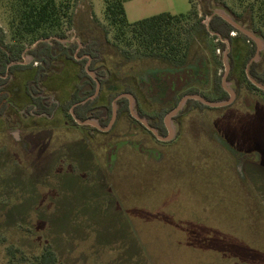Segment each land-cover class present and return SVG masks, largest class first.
I'll use <instances>...</instances> for the list:
<instances>
[{"label": "rangeland", "instance_id": "rangeland-1", "mask_svg": "<svg viewBox=\"0 0 264 264\" xmlns=\"http://www.w3.org/2000/svg\"><path fill=\"white\" fill-rule=\"evenodd\" d=\"M25 2L30 0H0V29L6 32L0 45L11 42V17H22ZM55 2L71 20L61 17L47 32H64L73 45L100 40L98 73L119 90L130 88L137 98L134 110H142L147 122L170 110L145 93L140 80L172 64L140 55L125 59L105 0ZM123 6L128 23L162 13L186 15L193 6L198 18L218 9L251 31L252 17L260 26L256 0H123ZM188 27V64L205 55L210 80H222L224 54L233 43L222 48L191 30L192 23ZM234 43L249 49L241 35ZM261 56L254 65L264 73V50ZM245 63L246 54L227 59L235 101L211 109L187 102L172 121L175 138L166 143L128 113L104 133L73 125L65 115H59L61 123L26 113L11 118L1 109L6 124L0 130V264H31L49 246L59 264H264V94L248 87ZM200 92L217 96L212 82ZM116 94L96 107L112 105ZM107 119L105 112L99 121ZM30 125L35 132L48 129L36 135Z\"/></svg>", "mask_w": 264, "mask_h": 264}, {"label": "trees", "instance_id": "trees-1", "mask_svg": "<svg viewBox=\"0 0 264 264\" xmlns=\"http://www.w3.org/2000/svg\"><path fill=\"white\" fill-rule=\"evenodd\" d=\"M190 2L192 5V0H190ZM256 2L259 3L257 15L260 26L256 25L255 19L252 17V30L264 39V0H256ZM25 4L22 6V17H11V28H13L11 42L0 45V87L5 85L8 81V78H1L6 74L7 66L12 62L21 60L22 53L27 48V44L32 45L39 40H47L56 37L58 40H54L53 45L45 41L37 44L31 50V54L35 56L38 61H43L45 64L44 67L39 69L33 82L28 85V91L37 92L39 83L45 79L46 69H48L59 57L65 56L75 61L77 45L65 47L60 41L66 39L64 32L54 36L52 32H47L46 30L47 25L53 27V25L59 23L61 17H68L67 12L64 11L63 4L57 5L55 0H30V3L25 2ZM105 5L107 19L110 25L117 29L116 40L124 44V48L120 49L125 59L130 60L133 56L140 55L163 59L172 64L170 69L147 73L140 80L142 90L154 96L153 99L161 105L166 103L169 104L170 110L178 105L183 96L200 94V90L205 89L211 82L217 96L214 98L210 95H202L205 99L212 102H219L228 100L229 98L228 93L222 86L221 78L215 75L213 79L210 80L205 55H201L195 65L188 64L192 43L189 35V23H192L191 30H201L205 35L212 37L213 40H218L217 43L222 48H226V44L219 39L218 35H220L222 39L231 41L233 43L232 46L235 48L236 44L234 42L237 40V36L241 35L249 45V49L245 52V64L249 63L257 51V45L251 38L241 34L220 16H213L209 22V27H207L203 22L205 19L204 17L205 15H213V10H205V13L208 14L198 18L199 12L192 6L190 12L186 15L162 13L135 23H128L125 16L123 0H105ZM255 5L256 4L253 3L250 5L252 12L255 10ZM65 7L68 8L69 5L66 4ZM68 18L71 20L70 17ZM232 31L237 32L238 35L236 37H231L230 33ZM0 32L1 43L4 42L3 39L5 36L1 29ZM211 32L215 34L213 35ZM27 37L31 38L30 43L26 42V40H28ZM248 41L251 42L252 46ZM100 45V40L95 39L87 45L85 50L77 54L78 57L89 55L92 58V64L90 66V70L92 71L97 69L96 63L101 59ZM116 47L119 48V46ZM232 56L233 53L230 52L229 57ZM86 62V58L78 62L80 69L75 91L70 99L62 106V112L73 125L78 124L69 112L70 108L74 104L81 103L92 96L96 90L95 80L91 78L85 70ZM14 68H16V66L10 67L9 72ZM249 73L258 82L264 84V73L257 72L254 63L251 64ZM96 76L103 86L105 84V73L100 72L97 73ZM227 80L228 82L231 81V74H229ZM246 82L249 88L264 94L262 90L253 85L249 80H246ZM125 92L131 91L130 89H126ZM113 99H115V97H113ZM2 100L3 98L0 97V101ZM32 101L35 106L38 107L39 112L51 114L54 109L53 107L47 108L45 99L41 97L32 98ZM97 102L98 99H94L84 104L77 105L74 108L76 118L85 121L90 118H100L103 113L108 112V119L110 120L112 113L111 103L110 105L97 108ZM117 104L118 117L124 113L130 115L128 99L121 98L117 101ZM188 104L201 108H210L196 100H189ZM170 110L159 112L156 117L158 121L153 124V127L159 129L162 133L166 132L163 119ZM138 114L140 117L145 116L144 112L140 109L138 110ZM108 119L102 121L103 126L108 124ZM9 253L10 255H14L12 249H9ZM31 264H59V259L55 250L49 246L46 247L40 255L34 257V261Z\"/></svg>", "mask_w": 264, "mask_h": 264}, {"label": "crops", "instance_id": "crops-1", "mask_svg": "<svg viewBox=\"0 0 264 264\" xmlns=\"http://www.w3.org/2000/svg\"><path fill=\"white\" fill-rule=\"evenodd\" d=\"M3 32L6 33L5 31H3ZM35 44H33L31 48H34L36 46ZM31 48H29L27 50H30ZM236 48L233 46H230L229 53L232 52L234 55V52H235V55L237 56V60H239V58L241 56H245V52L247 50H246V47L243 48L238 43L236 44ZM101 57H102V53H101ZM75 59H76V55H75ZM261 59H262V56L257 61V63ZM10 66H16V68H14L11 71L8 82L4 85L3 90L6 93V98H7V102H8L7 109H8V111H10V115H11V116L10 115L9 116L11 118L13 116L16 118V117L21 116V110L24 109L26 106H28L30 103V97H29V94L27 93V86L37 76L38 68L30 67V66L28 67V66H25V64H22L19 62L11 63L9 65V67ZM126 67H128V66H126ZM124 68H125V66L122 65L121 66V74H123ZM118 70H117V72L115 71L116 75H118V73H120V72H118ZM78 71H79V65L76 62L66 58L65 56L59 57L50 66V69L48 70V72L46 74V79L43 83L46 91L49 94H52L53 96H55V98L57 99V101L60 104H63L64 102H66L67 100L70 99L73 92L75 91V87H76L77 82H78ZM113 74H114V72H112V75ZM119 88H121V87L117 86L113 82L112 79L111 80L107 79L106 84L104 85V87L101 90L100 98L98 99L99 104L101 103V105H102L103 103L101 102V99L105 98L107 95H110L113 92H116L117 93L116 96H117L119 94L124 93L126 91V89H130V88L124 87L123 89L119 90ZM59 115H63V114H62V112L57 111L52 119L59 118L58 120H60V122L63 123L62 117ZM33 119H35V118H33ZM39 119H43V121H46V120H44L46 118H39ZM5 121L6 120L4 118H2V116H0V130H2L3 129L2 127H4V125L6 124ZM55 121H57V120H55ZM49 123L50 122H48L45 125V127L49 126ZM32 128H33L32 125H30L29 131L31 133H35L36 135H42L43 131L48 129V128H45L44 130L41 129V130H38L37 132H35V129H32ZM67 131H70V130L67 129ZM80 137H81V134H80ZM81 139L82 138H80V140ZM83 140H85L88 143V139H85L83 137ZM87 148H89V147H87ZM109 158H112V157L109 156Z\"/></svg>", "mask_w": 264, "mask_h": 264}, {"label": "water", "instance_id": "water-1", "mask_svg": "<svg viewBox=\"0 0 264 264\" xmlns=\"http://www.w3.org/2000/svg\"><path fill=\"white\" fill-rule=\"evenodd\" d=\"M220 16L221 18H223L226 22H228L233 28H235L236 30H238L241 34L251 38L257 45V51L256 54L254 55V57L249 61L248 65H247V73L249 72V68L251 66L252 63L258 61L261 57V53L264 50V41L257 36L253 31H251L250 29L244 27L243 25H241L240 22L236 21L235 19H233L231 17V15H229L228 13L222 11V10H218V9H214L213 10V15L211 16H207V19L205 20V24L207 25V27H209V22L211 20V18L213 16ZM213 35L215 33L211 32ZM219 39L222 40L223 42L227 43L228 39H222L220 37V35H218ZM45 40H41L39 42H42ZM46 41H50V39H47ZM63 43H71L73 41L70 42V40L68 39H64V40H60ZM79 41V40H78ZM39 42H37L35 45H37ZM228 44V43H227ZM226 44V45H227ZM227 52H225L224 54V64H225V70H226V74L222 79V86L224 88V90L227 91V93L229 94V99L225 100V101H219V102H212L209 101L207 99H205L204 97L198 95V94H194V95H185L184 97H182V99L180 100L179 104L177 105L176 108H174L169 114L166 115L164 122L166 125V128L168 130V134L166 136H160L157 132V130L153 127H151L149 125V123L147 122V120H145L144 118H141L134 110V97L133 95L129 94V93H124L121 94L120 96H118L115 101L113 102V111H112V117L111 120L109 122V124L106 127H101L97 121H95L94 119H88L85 121H81L79 119L76 118L75 114H74V106L71 110V115L73 116V118L75 119V121L80 124V125H86V126H92V127H96L99 130L102 131H109L113 125L116 122L117 119V105H116V101L118 99L121 98H127L129 100L130 103V112L131 115L138 120L139 122H141L150 132H152L159 140L163 141V142H169L171 140H173L175 138V128L172 124V119L174 116H176L182 109L183 106L189 101V100H196V101H200L201 103H203L204 105L211 107V108H220V107H225L228 105H231L235 99H236V92L233 91L231 88H229V82L227 80L228 78V74L230 71V67L229 65H227V59L229 56V51H230V46H227ZM90 66V62L86 65V71L87 73L95 80L96 82V92L93 96H91L90 98H88L87 100L83 101L82 103H85L88 100H92L94 99L99 91H100V82L98 79H96L95 73L93 71H91L89 69ZM249 81L255 85L257 88H259L260 90H262L264 92V84L258 82L256 79H254L252 76L249 77Z\"/></svg>", "mask_w": 264, "mask_h": 264}, {"label": "flooded vegetation", "instance_id": "flooded-vegetation-1", "mask_svg": "<svg viewBox=\"0 0 264 264\" xmlns=\"http://www.w3.org/2000/svg\"><path fill=\"white\" fill-rule=\"evenodd\" d=\"M50 39V41H46V42H48L50 45H53V41L54 40H58L56 37H52V38H49ZM43 40V39H42ZM39 41H41V40H39ZM38 41V42H39ZM45 41H42V42H45ZM36 43V42H35ZM34 43V44H35ZM39 43H41V42H39ZM38 43V44H39ZM62 44L65 46V47H69V46H71V45H73V42L72 43H63L62 42ZM33 45V44H32ZM32 45L30 46V47H32ZM79 46V47H78ZM86 47H87V45H85V44H82V43H78V45H77V51L78 52H80V51H82V50H85L86 49ZM80 48H82L81 50H80ZM27 49H29V47L27 46V48L25 49V51L22 53V58H21V60H19V61H17V62H19V63H22V64H25V66H30V67H35V68H38V71H39V69L41 68V67H44L45 66V64H44V62L43 61H38L36 58H35V56H33L32 54H31V50L33 49V48H31L30 50H27ZM75 55H76V59H75V61L74 62H76L77 64H78V62L79 61H82L84 58H86L87 59V62H86V64H85V70H86V65L90 62V66H91V64H92V58L89 56V55H83V56H81L80 58H78V56H77V53H75ZM61 57H63V56H61ZM82 57H84V58H82ZM79 59V60H78ZM35 62H38V64L37 65H35ZM12 63H16V62H12ZM11 64V63H10ZM9 64V65H10ZM9 65L7 66V70H6V74L5 75H3L1 78H3V79H6V78H8L9 79V76H10V73L11 72H9V68L10 67H14V66H10L9 67ZM79 65V64H78ZM90 66H89V69H90ZM258 67V66H257ZM50 69V67L48 68V69H46V71H45V79H46V74H47V72H48V70ZM79 69H80V66H79ZM92 71V70H91ZM94 73H95V76H96V74L98 73V69H96L95 71H93ZM257 72H259L260 73V71H258L257 70ZM78 73H79V71H78ZM229 74H231L232 75V70H231V72L229 73ZM90 76V75H89ZM229 76V75H228ZM91 77V76H90ZM92 78V77H91ZM45 79L43 80V81H41L40 83H39V85H38V91L37 92H34V91H28V86H27V93L29 94V97H30V103H29V105L28 106H26L24 109H22L21 110V116H24L25 115V113H26V116L28 117V118H32V117H38V118H53V116L55 115V113L57 112V111H60V112H62V106L65 104V102L63 103V104H60L58 101H57V99L55 98V96H53L52 94H49L47 91H46V89H45V87H44V85H43V83H44V81H45ZM96 79H97V76H96ZM105 79V78H104ZM8 82V81H7ZM33 82V81H32ZM100 82V81H99ZM106 82H107V79H105V84H106ZM101 84V83H100ZM104 84V85H105ZM104 85L102 86H100V91H99V93H98V95L94 98V99H99L100 98V95H101V90H102V88L104 87ZM3 87H4V85L3 86H1L0 87V97H2L3 98V100L2 101H0V116H2V118H5L4 117V115L5 114H2L3 113V111L1 110V109H3V110H5V108L7 109V107H8V102H7V98H6V93L4 92V90H3ZM76 88V87H75ZM131 91V90H130ZM226 91V90H225ZM95 92H96V90H95ZM95 92H94V94H95ZM227 92V91H226ZM2 93V94H1ZM124 93H129V94H131V95H133V97H134V99H135V101L137 100V98H136V95L131 91V92H124ZM124 93H122V94H124ZM93 94V95H94ZM92 95V96H93ZM121 94H119V95H117V96H115V99L118 97V96H120ZM229 95V94H228ZM38 97H41V98H43V99H45V101H46V104H47V108H54L53 109V111H52V113L51 114H47V113H42V112H39L38 111V107L37 106H35V104L33 103V101H32V98H38ZM91 97V96H90ZM89 97V98H90ZM184 97V96H183ZM88 99V98H87ZM86 99V100H87ZM94 99H92V100H94ZM115 99L113 100V102L115 101ZM127 99V98H126ZM182 99V98H181ZM229 99V98H228ZM92 100H88V101H92ZM119 100V99H118ZM117 100V101H118ZM68 101V100H67ZM66 101V102H67ZM85 101V100H84ZM117 101H116V105H117V119H118V104H117ZM129 101V100H128ZM87 102V101H86ZM85 102V103H86ZM180 102V101H179ZM80 104H84V103H77V104H74L73 106H74V108L77 106V105H80ZM179 104V103H178ZM73 106L70 108V113H71V110H72V108H73ZM229 106V105H228ZM177 107V106H176ZM74 108H73V110H74ZM28 109H29V111H28ZM174 109V108H173ZM172 109V110H173ZM136 111H137V113H138V110H137V108L135 109ZM172 110H170L167 114H169ZM112 111H113V103H112ZM129 111H130V103H129ZM2 112V113H1ZM2 114V115H1ZM62 114L64 115V113L62 112ZM166 114V115H167ZM139 115V114H138ZM20 116V117H21ZM178 116V114L176 115V116H174L175 117V119H176V117ZM73 117V116H72ZM112 117V116H111ZM130 117L135 121V122H138V123H140V125H142L144 128H146L141 122H139L138 120H136L132 115H131V112H130ZM145 117V116H144ZM144 117H141V118H144ZM166 117V116H165ZM165 117H164V119H165ZM174 117H173V119H174ZM90 119H94L95 121H97L98 122V124L101 126V127H106L108 124H109V122H110V120H109V122H108V124L106 125V126H103L102 125V121H99V119L100 118H90ZM117 119H116V122H117ZM155 119V121H152V122H148L149 123V125L151 126V127H153V124L155 123V122H157L158 120H157V118H154ZM164 119H163V122H164ZM173 119H172V121H173ZM6 120V119H5ZM68 120V119H67ZM88 120V119H87ZM69 121V120H68ZM115 122V123H116ZM77 123V122H76ZM78 124V123H77ZM80 125V124H79ZM81 126H85V127H87V128H89V129H91L92 131H97V132H104V133H107V132H110L113 128H114V126H115V124L113 125V127L109 130V131H102V130H99L98 128H96V127H92V126H86V125H81ZM164 126H165V128H166V125H165V122H164ZM96 129V130H94V129ZM154 128V127H153ZM147 129V128H146ZM156 129V128H155ZM148 130V129H147ZM157 130V132H158V134L160 135V136H166L167 134H168V130H167V128H166V132L165 133H162L159 129H156ZM149 131V130H148ZM150 132V131H149ZM153 136H155L152 132H150ZM155 138L157 139V140H159L156 136H155ZM161 141V140H160ZM172 141V140H171ZM171 141H169V142H171ZM163 142V141H162ZM166 143V142H165ZM112 157V156H111Z\"/></svg>", "mask_w": 264, "mask_h": 264}, {"label": "built area", "instance_id": "built-area-1", "mask_svg": "<svg viewBox=\"0 0 264 264\" xmlns=\"http://www.w3.org/2000/svg\"><path fill=\"white\" fill-rule=\"evenodd\" d=\"M206 19H207V17H206ZM204 23H205V21H203ZM238 35V33L237 32H235V31H232L231 33H230V36L231 37H236ZM217 42H218V40H216ZM248 43L252 46V44H251V42L250 41H248ZM218 51V53H220V49H218L217 50ZM38 64V62H35V65H37Z\"/></svg>", "mask_w": 264, "mask_h": 264}]
</instances>
